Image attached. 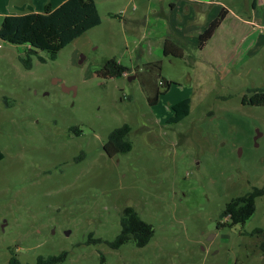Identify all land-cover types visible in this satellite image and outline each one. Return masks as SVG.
I'll list each match as a JSON object with an SVG mask.
<instances>
[{
  "label": "rangeland",
  "instance_id": "obj_1",
  "mask_svg": "<svg viewBox=\"0 0 264 264\" xmlns=\"http://www.w3.org/2000/svg\"><path fill=\"white\" fill-rule=\"evenodd\" d=\"M96 7L99 25L53 60L31 55L29 69L25 46L0 40V264L11 253L34 263L62 251V264H264V195L243 224L216 227L229 223L231 198L264 186V105L241 103L247 88L264 86V0ZM221 7L227 14L198 48ZM42 9L0 0V22ZM165 38L186 46L182 57L163 54ZM111 57L125 75L98 76ZM183 98L189 113L167 122ZM123 123L131 149L108 156L103 143ZM126 206L153 235L111 248Z\"/></svg>",
  "mask_w": 264,
  "mask_h": 264
},
{
  "label": "trees",
  "instance_id": "obj_2",
  "mask_svg": "<svg viewBox=\"0 0 264 264\" xmlns=\"http://www.w3.org/2000/svg\"><path fill=\"white\" fill-rule=\"evenodd\" d=\"M227 9L221 7L218 13L209 21L207 26L197 35V46L201 48L203 44L212 36L215 29L220 25ZM101 18L94 0H65L56 7L48 2L44 4L42 11L27 12L22 14L4 15L0 22V40L14 44L24 45L25 53L19 59L25 68L31 67V55L38 51L47 53L48 58L53 60L57 53L64 46L73 42L89 29L99 25ZM186 46L176 38H165L162 43V52L165 56L174 55L182 57ZM41 61L44 58L39 57ZM127 72V67L111 57L104 61L96 74L103 78L123 75ZM166 88L162 92H157L150 100V104H155L159 94L165 93L169 87L168 81H163ZM241 103L246 105H264V86L247 88L241 97ZM172 114L167 122L175 123L184 118L190 109V99L183 98L171 104ZM130 126L123 123L121 126L112 129L103 143L102 149L108 156L117 153H124L131 149V142L128 139ZM79 134V129H72ZM3 153L0 149V160ZM264 195V186L253 187L250 191L231 198L223 208V213L227 216L229 223H216V227L226 224L232 226L243 224L255 210V200ZM120 230L112 241H108L111 248H118L123 243L131 241L136 247H142L148 243L153 235V227L150 223L140 218L136 210L131 206L123 208L120 217ZM259 231V230H257ZM91 241H99L90 239ZM66 257V252L62 251L52 255H38L34 263L21 262L14 253H11L7 264H62Z\"/></svg>",
  "mask_w": 264,
  "mask_h": 264
},
{
  "label": "crops",
  "instance_id": "obj_3",
  "mask_svg": "<svg viewBox=\"0 0 264 264\" xmlns=\"http://www.w3.org/2000/svg\"><path fill=\"white\" fill-rule=\"evenodd\" d=\"M19 2H23V1H25V0H18ZM63 1H65V0H40V5H42V7L44 6V4H46V3H50L51 5H52V7H56V6H58L59 4H61ZM95 1V3H96V0H94ZM173 5V4H172ZM36 12H38V11H36ZM7 14H12V13H9V12H5V14H3V16L4 15H7ZM94 28V27H93ZM92 29V28H91ZM90 30V29H89ZM88 30V31H89ZM87 32V31H86ZM85 32V33H86ZM83 35V34H82ZM77 39V38H76ZM123 75H125V73L123 74Z\"/></svg>",
  "mask_w": 264,
  "mask_h": 264
},
{
  "label": "water",
  "instance_id": "obj_4",
  "mask_svg": "<svg viewBox=\"0 0 264 264\" xmlns=\"http://www.w3.org/2000/svg\"><path fill=\"white\" fill-rule=\"evenodd\" d=\"M56 81H59V79H55V80H54V82H56ZM61 87H62V90H63V91H66V92H68V91H70V90L73 89L72 87H66V86H64L63 84L61 85Z\"/></svg>",
  "mask_w": 264,
  "mask_h": 264
},
{
  "label": "flooded vegetation",
  "instance_id": "obj_5",
  "mask_svg": "<svg viewBox=\"0 0 264 264\" xmlns=\"http://www.w3.org/2000/svg\"><path fill=\"white\" fill-rule=\"evenodd\" d=\"M76 134V133H75Z\"/></svg>",
  "mask_w": 264,
  "mask_h": 264
}]
</instances>
